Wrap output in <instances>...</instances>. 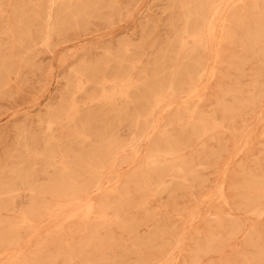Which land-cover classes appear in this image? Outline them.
<instances>
[{
  "label": "rangeland",
  "instance_id": "rangeland-1",
  "mask_svg": "<svg viewBox=\"0 0 264 264\" xmlns=\"http://www.w3.org/2000/svg\"><path fill=\"white\" fill-rule=\"evenodd\" d=\"M211 1L0 0V264L264 263V0Z\"/></svg>",
  "mask_w": 264,
  "mask_h": 264
},
{
  "label": "bare ground",
  "instance_id": "bare-ground-1",
  "mask_svg": "<svg viewBox=\"0 0 264 264\" xmlns=\"http://www.w3.org/2000/svg\"><path fill=\"white\" fill-rule=\"evenodd\" d=\"M218 1V0H217ZM204 2V1H203ZM216 2V1H215ZM212 4H214L211 0H205V3L204 4H200L198 7L200 8V9H203V6L204 5H206V6H210V5H212ZM204 12V11H203ZM214 20H216L217 22H220V10H217V12H216V15H215V18H214ZM199 22H197V24H198ZM202 23V22H201ZM190 27H192V26H190ZM195 28H197L196 26H193V29H195ZM214 29H215V27H214ZM190 30H192V29H190ZM189 31V30H188ZM191 33V32H190ZM196 33V32H195ZM222 33V32H221ZM254 33H257V32H254ZM260 33V32H259ZM220 34V33H219ZM256 35V34H255ZM207 38V37H206ZM209 38H211V37H209ZM204 39H205V37H204ZM209 41V43H210V39H208L207 40V42ZM205 42V41H204ZM203 42V43H204ZM220 43V42H219ZM205 45V44H204ZM206 45H208V43H206ZM210 46V45H209ZM198 47V46H197ZM194 48H196V47H194ZM208 49H210V47L208 48ZM198 50V49H197ZM202 50V49H201ZM191 51V50H190ZM213 51V50H212ZM197 52V51H196ZM195 52V53H196ZM194 53V52H193ZM208 53V52H207ZM192 55H194V54H192ZM214 57H215V55H214ZM191 59H192V56H191ZM194 59V58H193ZM199 59V58H198ZM194 65V64H193ZM192 65V66H193ZM193 72H195L194 70H192ZM190 79V78H189ZM193 80V79H192ZM123 81H126L127 83H129L130 82V79L129 78H127V79H124ZM189 81V80H188ZM186 86H189V89L191 88V84H188V85H186ZM188 90V89H187ZM159 94V96H161L162 94H160V93H158ZM162 99H161V97H159L157 100H156V103L158 104V103H160V101H161ZM211 125H213L212 123H211ZM193 127H195V126H193ZM198 130V129H197ZM192 131V130H191ZM190 131V132H191ZM189 132V133H190ZM192 133V132H191ZM193 134V133H192ZM166 139V138H165ZM171 140H166L165 141V145L166 146H168V148H167V152L169 153V154H174V157H175V152H178L179 150H181V149H179L178 148V146H177V144L176 143H172V142H170ZM174 141V140H173ZM164 143V142H163ZM162 143V144H163ZM177 143H179V142H177ZM183 144V143H182ZM181 145V144H180ZM183 146H185L184 144H183ZM108 148H109V146H108ZM105 149H107V148H105ZM109 149H111V148H109ZM179 149V150H178ZM100 150V149H99ZM166 150V149H165ZM166 152V151H165ZM110 154V153H109ZM112 154V153H111ZM99 156V155H98ZM105 156V155H104ZM177 156V155H176ZM94 157V156H93ZM92 157V164H93V169H94V171L96 172L94 175H93V177H91L87 182H84V183H82V184H79V185H77V186H73V185H67V186H59V187H57V188H55V189H53L52 191H48V189L45 187V186H42L41 188L39 187V188H35V186L34 185H32V182L31 181H27V186H26V188H24V190L25 191H27V192H29L30 193V195L32 194V193H35V195H36V193L38 194V196H40L39 198H42V197H44L45 199H46V195L49 193V194H51V196L53 197V199H54V201L53 202H55V204H56V206H60L61 204H64V203H70V204H73L74 205V203L76 202H78V201H75V200H77L78 198H80V200H81V202L83 201V202H85V204H86V206H87V208L88 209H92V210H94V208H97V206L99 207V206H102V204H99V205H97L96 204V202H94V198H93V196L91 195H89L90 194V192L92 193H95L96 195H98L99 194V196H100V193H102V191H104L105 189H106V186L105 187H103L105 184H106V182H104L103 180H102V178L100 177V169H101V160H100V158L99 157H94L93 158ZM173 157V156H172ZM176 162V161H175ZM178 163V162H177ZM183 163H185V161L183 162ZM181 164V163H180ZM179 167V166H178ZM174 169H175V167H174ZM179 169V168H178ZM172 170V169H171ZM184 170V169H183ZM62 171L63 172H66V174H67V172L69 171H71V173L73 172V169H70L68 166H66V165H64L63 164V167H62ZM179 172H180V170H179ZM187 172H188V170H187ZM186 173V172H185ZM76 176V175H75ZM165 176H168V174L166 175V169L164 168L162 171H160V172H157L156 170H152V171H149V170H146V171H144V172H141V174H139L138 175V185H140V187H142L143 189H148V188H150L151 186H158V185H161V184H163L164 183V178H165ZM73 177V175L71 176V179H73L72 178ZM55 178V177H54ZM32 179V178H31ZM154 179V180H153ZM45 180V179H44ZM78 180V179H77ZM76 180V181H77ZM62 183H65V182H62ZM62 183H59V184H62ZM70 183V182H69ZM76 183V182H75ZM217 183V182H216ZM24 184V183H23ZM107 185V184H106ZM152 189H154V188H152ZM37 191V192H36ZM28 195V194H27ZM102 195H103V193H102ZM50 197V196H49ZM52 197H50V198H52ZM98 197V196H97ZM30 197H28V199H29ZM43 200V201H46V200ZM66 199V200H65ZM52 201V200H51ZM74 202V203H73ZM104 202H105V200H104ZM38 203V202H37ZM36 203V204H37ZM249 203V202H248ZM35 204V201H33V199H31L30 201H29V203H28V207L25 209H23V210H21L20 211V218H21V220H22V222L23 223H25V224H31L33 221H34V218H35V213H36V209L38 208V207H40V205L35 209L34 208V206L36 205H34ZM39 204V203H38ZM54 204V203H53ZM84 204V205H85ZM43 205V204H42ZM41 205V206H42ZM107 207V206H106ZM44 208V207H43ZM47 208V207H46ZM45 209V208H44ZM43 209V210H44ZM114 209V208H113ZM42 210V211H43ZM96 211H97V209H96ZM106 211H109V210H107L106 209ZM44 212V211H43ZM42 212V213H43ZM93 213H94V211H92ZM38 213H40V212H38ZM42 213H40V214H42ZM96 213V212H95ZM39 214V215H40ZM65 215H67V214H65ZM64 215V217L66 218V217H68V216H65ZM71 215V214H70ZM111 215V214H110ZM63 217V218H64ZM36 218H39V217H36ZM59 220V219H58ZM54 222H55V220H54ZM23 227V226H22ZM27 227V226H26ZM24 229H28V228H24ZM39 229V228H38ZM40 229H42V227L40 228ZM39 229V230H40ZM11 230H12V228H11ZM17 232V231H16ZM19 232V231H18ZM12 233H13V231H12ZM15 234L16 233H14V236H15ZM31 234H33V233H31ZM2 235V234H1ZM25 235H28L27 233L25 234ZM34 235V234H33ZM31 236V235H30ZM11 237H13V235L11 236ZM17 237V236H16ZM2 238V237H1ZM14 238V237H13ZM30 238V237H29ZM29 238H27L26 237V239H29ZM155 238V237H154ZM16 239V238H15ZM13 240V239H12ZM4 242H5V240H3ZM17 241V240H16ZM28 241V240H27ZM26 241V242H27ZM245 241V240H244ZM8 242V241H7ZM28 243V242H27ZM246 243V242H245ZM248 243V242H247ZM246 243V244H247ZM250 243V242H249ZM248 243V245L250 246V244ZM12 244V243H11ZM1 245V244H0ZM13 245V244H12ZM244 245V244H243ZM8 246H10V245H8ZM248 246V247H249ZM39 247H40V245H39ZM245 247H247V246H245ZM29 249H30V247H29ZM39 249V248H38ZM43 249V248H42ZM39 251H40V249H39ZM263 251V250H262ZM29 253V252H28ZM31 253V252H30ZM79 253V252H78ZM77 253V254H78ZM264 253V252H263ZM34 254V253H33ZM76 254V255H77ZM25 255V254H24ZM36 255V254H35ZM30 256V255H29ZM38 256V255H37ZM37 256H35V257H37ZM81 256V255H80ZM264 256V255H263ZM21 257H23V256H21ZM31 257V256H30ZM35 257H33L34 259H35ZM20 258V257H19ZM18 258V259H19ZM261 258V257H260ZM259 258V259H260ZM264 258V257H263ZM17 259V258H16ZM241 259V258H240ZM244 259V258H243ZM19 260H21V259H19ZM36 260V259H35ZM39 260V259H38ZM249 260H251V259H249ZM18 261V260H17ZM26 261H28V260H26ZM25 261V262H26ZM42 261H44V260H42ZM25 262H23V264L25 263ZM34 262V261H33ZM40 262V261H39ZM256 262H258V261H256ZM260 262V261H259ZM16 263V262H15ZM14 263V264H15ZM31 263V262H30ZM36 263H37V260H36ZM36 263H34V264H36ZM16 264H19V263H16ZM40 264V263H39ZM252 264H255V263H252ZM264 264V263H263Z\"/></svg>",
  "mask_w": 264,
  "mask_h": 264
}]
</instances>
